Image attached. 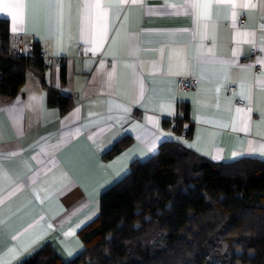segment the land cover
Segmentation results:
<instances>
[{
  "label": "crops",
  "instance_id": "obj_1",
  "mask_svg": "<svg viewBox=\"0 0 264 264\" xmlns=\"http://www.w3.org/2000/svg\"><path fill=\"white\" fill-rule=\"evenodd\" d=\"M25 4L21 23L0 16L9 35L24 31L45 50V84L28 69L17 95L0 97V264L46 242L64 260L80 251L77 231L98 213L100 192L174 136L161 121L179 105L192 131L178 137L192 151L264 158V0ZM191 75L194 89L176 88ZM124 135L130 142L103 156Z\"/></svg>",
  "mask_w": 264,
  "mask_h": 264
},
{
  "label": "trees",
  "instance_id": "obj_2",
  "mask_svg": "<svg viewBox=\"0 0 264 264\" xmlns=\"http://www.w3.org/2000/svg\"><path fill=\"white\" fill-rule=\"evenodd\" d=\"M9 21L0 16V97L21 90L28 69L43 80L38 45L30 55L9 49ZM60 80L65 78L60 67ZM69 96L58 97L61 110ZM163 118L172 138L156 152L132 159L128 171L103 189L98 213L77 234L83 247L70 259L42 244L18 264H264V158L213 160L178 137L192 131L185 104ZM131 140L124 135L103 152L110 157Z\"/></svg>",
  "mask_w": 264,
  "mask_h": 264
},
{
  "label": "built area",
  "instance_id": "obj_3",
  "mask_svg": "<svg viewBox=\"0 0 264 264\" xmlns=\"http://www.w3.org/2000/svg\"><path fill=\"white\" fill-rule=\"evenodd\" d=\"M244 23V19H239V24ZM9 49L16 55L27 56L31 54L35 48V38L24 31H18L9 37ZM38 51L41 54L42 58L46 57L45 50L40 46ZM80 52H78V55ZM197 77L194 75L183 77L177 76L175 79V85L178 89L188 88L194 89L197 86ZM232 86H229L231 89ZM182 135V134H181Z\"/></svg>",
  "mask_w": 264,
  "mask_h": 264
},
{
  "label": "snow or ice",
  "instance_id": "obj_4",
  "mask_svg": "<svg viewBox=\"0 0 264 264\" xmlns=\"http://www.w3.org/2000/svg\"><path fill=\"white\" fill-rule=\"evenodd\" d=\"M25 7H26L25 0H6V2L3 3V6L0 7V12L6 13L9 17H11L12 21L21 23L24 18L23 13ZM87 7L99 8L101 7V5L99 4L88 5ZM200 7L207 8L208 5H200ZM261 154L264 155V149L261 150ZM236 155H240V154H234V156Z\"/></svg>",
  "mask_w": 264,
  "mask_h": 264
}]
</instances>
